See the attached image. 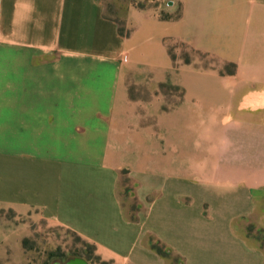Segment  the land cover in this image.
<instances>
[{"label": "crops", "instance_id": "crops-1", "mask_svg": "<svg viewBox=\"0 0 264 264\" xmlns=\"http://www.w3.org/2000/svg\"><path fill=\"white\" fill-rule=\"evenodd\" d=\"M137 3L122 37L103 0H0V208L112 264H264L239 232L264 194V0ZM173 42L212 62L142 125L128 86L165 81Z\"/></svg>", "mask_w": 264, "mask_h": 264}, {"label": "rangeland", "instance_id": "rangeland-1", "mask_svg": "<svg viewBox=\"0 0 264 264\" xmlns=\"http://www.w3.org/2000/svg\"><path fill=\"white\" fill-rule=\"evenodd\" d=\"M129 1L131 0H103L104 15L114 19L117 24H122V30L127 35L128 30L123 21ZM147 4L160 5L162 10L166 0H138L137 3L139 7ZM177 12L175 8L168 15L162 10L160 15L173 18ZM167 54L171 65L165 81L155 83L151 76H147L139 84L128 86L130 99L137 101V114L141 117L142 125L155 123V118L148 114L155 105L160 103V110H168L180 102L183 91L173 81L189 79L191 65H207L212 62L208 54L177 42L168 44ZM225 70L228 71V68ZM120 179L121 193L124 196L122 201L129 205L132 202L127 195L129 184L124 183L127 179L124 173ZM239 232L249 245L264 253V194L256 199L254 213L239 223ZM74 257L87 258L89 264H97L92 258L94 252L89 250V244L68 229L50 224L37 210L20 214L11 209L0 208V264H52Z\"/></svg>", "mask_w": 264, "mask_h": 264}, {"label": "trees", "instance_id": "trees-1", "mask_svg": "<svg viewBox=\"0 0 264 264\" xmlns=\"http://www.w3.org/2000/svg\"><path fill=\"white\" fill-rule=\"evenodd\" d=\"M178 17H179V13L177 12V13L175 14V16L173 17V19H177ZM161 19H162V20H167V19H170V17H164L163 15H161ZM118 33H119V35L122 36V37L127 36V33L124 32V31L122 30V24H118ZM226 68H228V71L226 70V72H228L229 74H231V73L233 72V70H234L233 65H227ZM124 183H125V184H128V181L125 180ZM151 247H152V249H153L157 254H159L160 256H164V257L167 256V253L164 252L163 248L160 247L158 244H153ZM89 250L92 251V252H94V247L91 246V245H89ZM51 257H54V256H51ZM92 258L94 259V261H95L97 264H112V262L102 261V260H101L98 256H96L95 254H94V257H92ZM85 259H86V261H89L87 258H85Z\"/></svg>", "mask_w": 264, "mask_h": 264}, {"label": "water", "instance_id": "water-1", "mask_svg": "<svg viewBox=\"0 0 264 264\" xmlns=\"http://www.w3.org/2000/svg\"><path fill=\"white\" fill-rule=\"evenodd\" d=\"M52 264H89V262L83 258L74 257L66 260L65 262L55 261Z\"/></svg>", "mask_w": 264, "mask_h": 264}]
</instances>
